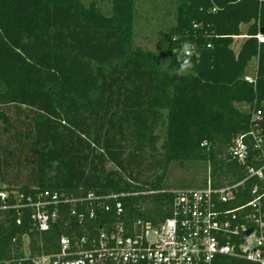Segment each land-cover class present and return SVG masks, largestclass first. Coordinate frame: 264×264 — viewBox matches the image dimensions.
<instances>
[{
	"label": "trees",
	"instance_id": "1",
	"mask_svg": "<svg viewBox=\"0 0 264 264\" xmlns=\"http://www.w3.org/2000/svg\"><path fill=\"white\" fill-rule=\"evenodd\" d=\"M138 19L136 0H0V259L23 256L26 238L32 255L56 252L63 234L115 219L99 210L80 223L66 205L40 231L16 207L22 193H125L126 225H158L175 190L204 186L209 170L214 186L246 176L230 152L241 134L250 143L257 109L264 127V0H175L164 52L136 46ZM185 42L192 67L176 75ZM175 163L186 173L173 179ZM214 264L257 263L221 254Z\"/></svg>",
	"mask_w": 264,
	"mask_h": 264
},
{
	"label": "built area",
	"instance_id": "2",
	"mask_svg": "<svg viewBox=\"0 0 264 264\" xmlns=\"http://www.w3.org/2000/svg\"><path fill=\"white\" fill-rule=\"evenodd\" d=\"M264 42V33L257 34ZM191 52L193 50L191 48ZM189 59V57H188ZM245 78L256 83L258 58ZM263 111H254L255 126L246 135H239L231 155L246 166V176L223 186L212 184L210 170L202 187L175 190L172 215L158 225L136 220L132 226L121 218L124 213L120 196L88 192L78 197L45 190L20 194L16 207L27 212L40 231L49 230L70 205V215L80 223L96 218L99 210L114 212L115 219L101 225L94 234L88 230L74 238L63 234L56 252L0 259V264H214L225 254L264 264V127ZM250 144L253 151L250 152ZM252 181L249 188L246 183ZM5 198L7 192H1ZM111 200V202H107ZM22 222L19 216L17 223ZM252 228L250 234H246Z\"/></svg>",
	"mask_w": 264,
	"mask_h": 264
},
{
	"label": "rangeland",
	"instance_id": "3",
	"mask_svg": "<svg viewBox=\"0 0 264 264\" xmlns=\"http://www.w3.org/2000/svg\"><path fill=\"white\" fill-rule=\"evenodd\" d=\"M88 3L90 0H84ZM139 19L135 29V44L146 49L164 52L163 48L168 46L170 27L174 23L175 0H136ZM104 6L103 3H101ZM247 29L248 24H243ZM243 37H236L233 48L238 51ZM253 62L249 64V72L252 71ZM171 177L180 178L185 175L183 166L175 163L171 166ZM26 251L28 241L26 238Z\"/></svg>",
	"mask_w": 264,
	"mask_h": 264
},
{
	"label": "clouds",
	"instance_id": "4",
	"mask_svg": "<svg viewBox=\"0 0 264 264\" xmlns=\"http://www.w3.org/2000/svg\"><path fill=\"white\" fill-rule=\"evenodd\" d=\"M174 54L177 56V62L179 68L176 70V75L187 74L188 70L192 67V64L188 57L192 55L191 46L188 42H185L181 45V50L177 52L173 49Z\"/></svg>",
	"mask_w": 264,
	"mask_h": 264
},
{
	"label": "water",
	"instance_id": "5",
	"mask_svg": "<svg viewBox=\"0 0 264 264\" xmlns=\"http://www.w3.org/2000/svg\"><path fill=\"white\" fill-rule=\"evenodd\" d=\"M261 32L264 33V29H262ZM251 232H252V228L248 229V230L246 231V234H250Z\"/></svg>",
	"mask_w": 264,
	"mask_h": 264
},
{
	"label": "crops",
	"instance_id": "6",
	"mask_svg": "<svg viewBox=\"0 0 264 264\" xmlns=\"http://www.w3.org/2000/svg\"><path fill=\"white\" fill-rule=\"evenodd\" d=\"M246 35L238 36V37H245Z\"/></svg>",
	"mask_w": 264,
	"mask_h": 264
}]
</instances>
